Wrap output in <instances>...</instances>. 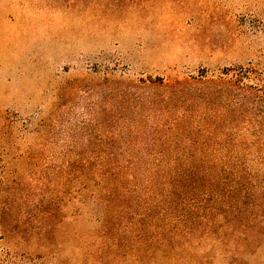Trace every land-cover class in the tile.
Returning <instances> with one entry per match:
<instances>
[{
	"label": "rangeland",
	"instance_id": "obj_1",
	"mask_svg": "<svg viewBox=\"0 0 264 264\" xmlns=\"http://www.w3.org/2000/svg\"><path fill=\"white\" fill-rule=\"evenodd\" d=\"M239 67L264 72V0H0V264H264V107L223 85L190 114ZM73 157L218 180L101 187Z\"/></svg>",
	"mask_w": 264,
	"mask_h": 264
},
{
	"label": "trees",
	"instance_id": "obj_2",
	"mask_svg": "<svg viewBox=\"0 0 264 264\" xmlns=\"http://www.w3.org/2000/svg\"><path fill=\"white\" fill-rule=\"evenodd\" d=\"M225 77H218L217 79H195L190 81V97L195 94V83L203 84V89L199 91V95L196 94L194 97L198 100L193 101L194 108L192 109V114L200 113L202 109L201 102L204 103V97H207L209 91L216 87L226 86L228 89H233L237 92V107L246 108L248 105H256L259 107H264V72L257 71L252 67H239L233 71V73L228 76L225 72ZM182 83L175 82L172 85H166L175 89L179 87ZM220 85V86H219ZM199 90V89H198ZM197 90V91H198ZM210 94V93H209ZM195 103V104H194ZM207 103H210L208 101ZM261 115L264 118V112ZM214 122V121H213ZM264 127V124H262ZM193 127V126H192ZM190 127V129L192 128ZM243 130L248 132L246 127ZM197 135L200 137L202 135V130H197ZM251 142V141H249ZM244 147H247L244 146ZM261 162L264 164V150L261 153ZM164 157H158L154 159H147L146 171H142V164L145 160L142 157H98L96 159L90 158H79L73 157L66 163L67 171L64 170L65 177L71 176V180L77 181L79 183H93L96 185L104 186H123L132 183H145L152 186L160 185L163 183L165 176H173L176 183H181L185 179L193 180V183H198L199 179H202L206 175L205 179L210 184L215 183L218 177H215L210 170L206 174H200L197 171H190V157H169L163 160ZM178 163L181 162L186 170H171L167 173H161L159 170V165L163 162ZM77 166V168H74ZM219 166L217 163H213L211 167ZM75 169L76 172H72ZM67 181H70L69 179ZM234 209L237 212L235 207ZM163 216V215H162Z\"/></svg>",
	"mask_w": 264,
	"mask_h": 264
}]
</instances>
